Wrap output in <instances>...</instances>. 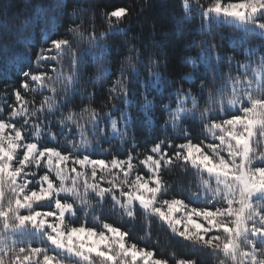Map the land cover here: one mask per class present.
<instances>
[{
	"label": "snow or ice",
	"instance_id": "6c2138e0",
	"mask_svg": "<svg viewBox=\"0 0 264 264\" xmlns=\"http://www.w3.org/2000/svg\"><path fill=\"white\" fill-rule=\"evenodd\" d=\"M178 7L200 39L173 69L133 32L136 0L101 30L80 0L0 19V264H200L154 222L216 264H264V0Z\"/></svg>",
	"mask_w": 264,
	"mask_h": 264
},
{
	"label": "trees",
	"instance_id": "16d2710c",
	"mask_svg": "<svg viewBox=\"0 0 264 264\" xmlns=\"http://www.w3.org/2000/svg\"><path fill=\"white\" fill-rule=\"evenodd\" d=\"M121 2H128V0H80L84 9L92 6V10L80 12L79 14L82 17H95L96 28L101 30L104 27L103 11L106 7ZM136 4L138 8L143 6L144 11L138 18H133V32L143 44L148 46L149 50L158 52L162 59L164 56L170 57L168 66L169 69H173L177 60L182 57L188 40L192 36H195L197 40L200 39L198 32L200 26L199 18L186 22V26L181 24L178 20L179 0H147V3H145V0H136ZM27 5L28 0H0V19H10L17 14L23 15ZM221 32L227 35L232 32V29L214 27V35ZM217 39L219 40V35H217ZM248 39L254 44L258 45L260 43L259 38L256 36H249ZM189 54L194 55L195 53L190 51ZM9 71L12 74V70L10 69ZM186 71H190V69H186ZM7 82L12 83V80ZM185 86L188 87V85ZM0 88H2V85H0ZM36 99L39 100V97H36ZM102 99L103 97H97L96 103L98 104ZM8 102L11 103L12 101L9 100ZM173 178L179 179L181 177L179 173H176ZM152 228L153 237L155 239L158 236L160 248L165 251V254L167 251L173 250L178 257L185 255L189 257L196 256L200 264H216V260L206 251L198 250L171 238L167 229L159 224L154 222Z\"/></svg>",
	"mask_w": 264,
	"mask_h": 264
}]
</instances>
